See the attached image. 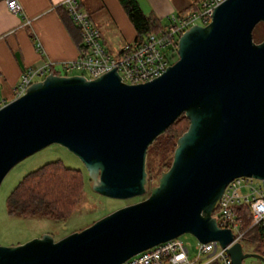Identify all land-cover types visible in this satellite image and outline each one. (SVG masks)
<instances>
[{
	"label": "water",
	"instance_id": "obj_1",
	"mask_svg": "<svg viewBox=\"0 0 264 264\" xmlns=\"http://www.w3.org/2000/svg\"><path fill=\"white\" fill-rule=\"evenodd\" d=\"M264 0H224L206 25L178 40V59L143 83L116 68L95 78L48 73L0 107V185L23 158L58 143L77 155L94 188L113 198L146 192L147 151L178 117L190 121L170 167L149 195L56 240L50 234L0 245V264H121L160 242L191 233L233 240L213 214L225 187L240 176L264 186ZM20 66L24 69L19 53ZM233 264L256 252L227 248Z\"/></svg>",
	"mask_w": 264,
	"mask_h": 264
},
{
	"label": "built area",
	"instance_id": "obj_2",
	"mask_svg": "<svg viewBox=\"0 0 264 264\" xmlns=\"http://www.w3.org/2000/svg\"><path fill=\"white\" fill-rule=\"evenodd\" d=\"M222 1L192 0L186 7L172 9L167 23L158 31L149 32L114 57L105 47L100 30L82 3L79 0H61L57 7L66 11L79 29L83 42L77 58L61 62V69L65 72L62 74L70 75L68 71L77 70L78 74L90 79L116 68L122 81L128 84L150 81L172 64L181 34L193 25L208 24L215 7ZM6 3L12 12L24 14L19 0H6ZM50 72L59 74L52 61L25 69L13 87L14 98L25 93L33 82L43 79ZM5 103L1 101L0 107ZM246 212L249 225L245 224ZM213 214L220 227L232 230L233 240L225 247L217 240L202 242L197 239L192 255L190 247L177 236L147 248L121 264H233L227 248L235 242H242L253 226L264 222L262 180L246 176L234 178L225 187Z\"/></svg>",
	"mask_w": 264,
	"mask_h": 264
},
{
	"label": "crops",
	"instance_id": "obj_3",
	"mask_svg": "<svg viewBox=\"0 0 264 264\" xmlns=\"http://www.w3.org/2000/svg\"><path fill=\"white\" fill-rule=\"evenodd\" d=\"M19 1L24 14L12 12L6 0H0V102L14 98L13 87L25 69L52 61L55 70L62 74L61 62L77 58L83 45L76 26L63 8L57 7L61 0ZM79 1L88 13L87 1L97 11L91 18L108 51L120 54L136 41L137 30L120 0ZM137 1L145 14L153 13L163 22L172 9L186 7L192 0H144L143 4L142 0Z\"/></svg>",
	"mask_w": 264,
	"mask_h": 264
},
{
	"label": "rangeland",
	"instance_id": "obj_4",
	"mask_svg": "<svg viewBox=\"0 0 264 264\" xmlns=\"http://www.w3.org/2000/svg\"><path fill=\"white\" fill-rule=\"evenodd\" d=\"M143 1L144 0H142V4ZM86 6L88 7L89 15L94 19L97 11L94 10L89 1L86 2ZM146 8L147 7H144V9ZM163 22H167V18L163 19ZM260 28L261 25H256L253 30V33L256 35V41L260 38ZM166 51L168 52L169 50ZM109 53L114 57L119 56V53L116 51H109ZM178 57L179 55L176 50L172 63L175 62ZM61 72L65 73L62 70ZM78 73L79 71L77 70L68 71L70 75ZM151 145L152 143L150 146ZM150 146L148 147L146 160V169L148 171V177H150L146 186L147 190L142 195L127 199L113 198L99 193L93 186L92 177L84 162L77 155L58 143L49 144L23 158L10 169L0 185V245H18L30 239L41 237L44 234H50L54 239L58 240L73 231L81 230L91 225L94 221L119 207L143 200L149 195L152 184L158 181L161 169L160 162L163 156V151L161 149H155V155L151 157ZM58 159L68 167L79 169L84 176V192L72 214L62 220H54L40 215L18 216L10 214L8 211V196L14 187L28 172L37 169L46 162ZM180 238L190 247L191 254L193 255L195 246L198 242L197 238L188 232L181 234ZM248 245L244 243V249L255 248V245ZM244 264L258 263L257 259L248 258L244 260Z\"/></svg>",
	"mask_w": 264,
	"mask_h": 264
},
{
	"label": "trees",
	"instance_id": "obj_5",
	"mask_svg": "<svg viewBox=\"0 0 264 264\" xmlns=\"http://www.w3.org/2000/svg\"><path fill=\"white\" fill-rule=\"evenodd\" d=\"M120 2L137 30L136 41L162 27V20L153 13L145 14L137 0H120ZM257 25H261L260 38L257 40L260 42L264 39V25L262 22ZM255 37L253 33L256 41ZM189 123V119L182 114L150 146L151 157L155 155V149L163 151L160 173L170 167L177 139L188 128ZM149 179L150 177L148 181ZM84 186V176L79 169L68 167L59 159L49 161L28 172L14 187L8 196V211L18 216L40 215L54 220L66 219L77 207ZM247 214L246 212L245 224L249 225L250 219ZM243 241L260 247L264 243V222L253 226L246 233Z\"/></svg>",
	"mask_w": 264,
	"mask_h": 264
},
{
	"label": "flooded vegetation",
	"instance_id": "obj_6",
	"mask_svg": "<svg viewBox=\"0 0 264 264\" xmlns=\"http://www.w3.org/2000/svg\"><path fill=\"white\" fill-rule=\"evenodd\" d=\"M244 243L246 245H248V243L242 241V244H244ZM248 247H249V245H248ZM243 249H244V247H243ZM244 251L260 253V254H262L264 256V243H262V245L260 247H255V248H252V249H244ZM248 258H255V259H257V263L258 264H261V263L264 264V260H262L261 258H259L257 256H250V257H247L246 259H248Z\"/></svg>",
	"mask_w": 264,
	"mask_h": 264
}]
</instances>
